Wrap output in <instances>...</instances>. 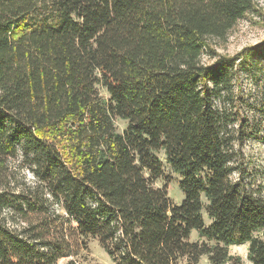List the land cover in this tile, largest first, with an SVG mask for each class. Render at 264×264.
Instances as JSON below:
<instances>
[{
	"label": "trees",
	"instance_id": "1",
	"mask_svg": "<svg viewBox=\"0 0 264 264\" xmlns=\"http://www.w3.org/2000/svg\"><path fill=\"white\" fill-rule=\"evenodd\" d=\"M252 3L0 0V264H55L89 239L112 264H243V243L264 264L262 186L241 176L259 130L234 89L264 40L212 44ZM164 165L180 204L154 185Z\"/></svg>",
	"mask_w": 264,
	"mask_h": 264
},
{
	"label": "rangeland",
	"instance_id": "2",
	"mask_svg": "<svg viewBox=\"0 0 264 264\" xmlns=\"http://www.w3.org/2000/svg\"><path fill=\"white\" fill-rule=\"evenodd\" d=\"M264 40V0H253L250 9L240 18L228 32L223 41H212L220 55L232 56L244 47L253 46ZM203 60H207L204 56ZM238 80L234 89L240 87L244 102L253 106L246 114L251 126H257V137H248L242 146L243 164L241 176L244 182L252 186H262L264 194V57L260 54L249 56L238 65ZM101 96L108 97L103 88H99ZM244 108V107H243ZM114 125L118 131L126 126V121L114 118ZM163 159L162 154L159 155ZM24 169V168H23ZM26 179L31 180L30 172L24 169ZM237 176V175H235ZM155 186L164 187L172 203L180 204L183 194L178 187V176L164 165L163 174L155 180ZM194 233V232H193ZM196 238L195 234L191 237ZM232 254H238L243 264L246 260L247 243L229 246ZM55 264H112L111 260L95 239H89L88 246L78 255L58 260ZM177 264H185V259ZM197 264H207L206 257H201Z\"/></svg>",
	"mask_w": 264,
	"mask_h": 264
}]
</instances>
